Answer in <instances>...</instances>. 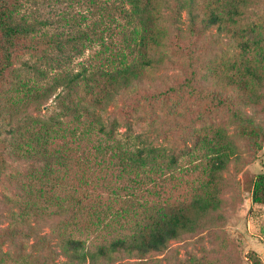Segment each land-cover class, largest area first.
<instances>
[{"label":"trees","instance_id":"16d2710c","mask_svg":"<svg viewBox=\"0 0 264 264\" xmlns=\"http://www.w3.org/2000/svg\"><path fill=\"white\" fill-rule=\"evenodd\" d=\"M47 1L0 0V119L7 128L0 138V183L8 157L29 162L24 176L10 179L19 187L21 214L0 231V244L33 234L36 250L38 244L46 250L39 264H158L146 256L195 232L219 207L217 183L238 151L222 129L204 124L210 106L188 114L186 95L222 105L231 100L223 91L248 93L264 82V31L238 25L253 0H210L202 17L185 0H70L84 6L85 25L65 39L44 32L47 20L32 9ZM212 26L230 35L239 51L209 70L215 93L203 94L200 56ZM68 44L91 52L74 67L56 58ZM20 56L26 57L17 67ZM175 58L182 59L181 78L159 86L148 71L167 69ZM124 93L139 95L171 119L183 133L184 149L128 133L132 113L105 120L102 114ZM49 100L51 111L34 116ZM136 120L155 121L146 115ZM241 133L261 146L260 131L243 127ZM184 156L192 160L185 163ZM251 201L264 205V172L252 179ZM40 223L49 231L37 234ZM181 264L202 263L192 258Z\"/></svg>","mask_w":264,"mask_h":264},{"label":"rangeland","instance_id":"374dc122","mask_svg":"<svg viewBox=\"0 0 264 264\" xmlns=\"http://www.w3.org/2000/svg\"><path fill=\"white\" fill-rule=\"evenodd\" d=\"M185 1L198 7L200 17L209 10L207 5L210 0ZM32 9L36 10L42 19L47 20V26L42 29L44 32L58 33L63 39L70 37L85 25L82 18L85 8L77 2L49 0L40 5H33ZM164 14L167 15L168 11H164ZM186 18L187 14L184 10L179 20L181 23L179 26L182 28L187 24ZM238 25L240 27L260 26V29L264 31V0H253L240 16ZM204 40L206 50L200 56L203 62L201 69L203 78L200 77L199 86L203 94H214V88L211 85L213 79L209 76V70L217 69L223 63L235 58L239 48L230 35L218 33L215 26L206 30ZM75 48L79 47L68 44L63 47L62 52L56 53V58H60L63 62L71 61V65L75 67L91 52L90 49H84V52L80 53V50L75 51ZM167 54H169L168 51ZM25 57H19L17 67L21 66L20 61ZM181 60L175 58L177 62L168 66L167 69H150L148 75L159 86L162 85L159 84L162 81H167V84L172 76L171 81L180 79L178 63ZM199 63V61L196 62V64ZM223 92V96L231 100L222 105L213 104L209 99H202L200 96L197 98L186 95L185 101L190 116L200 114L210 106L212 112L205 114L204 119L206 127L222 129L238 145L237 153L230 156L227 167L222 171L217 183L219 207L203 216L201 227L195 232L183 234L171 240L165 250L152 252L146 256L149 260L157 261L158 264H181L192 258L202 264H252L256 259L264 264V205L254 204L251 201L252 179L256 174L264 172V139L257 138L261 144L258 147L254 145L256 139L254 136L241 133L244 127L247 131L255 129L264 135V82L248 93L229 90ZM52 107L53 102L49 100L46 110L33 115L38 117L47 115ZM125 113L133 114V124L128 133L133 136L139 135L144 142L156 146L160 145L167 149L175 147L176 152L184 149L183 133L181 134L176 126H172L171 119L168 120L161 110L155 108V105L150 110L146 102L139 100V95L121 94L102 116L105 120L111 121L114 117L121 118L120 115ZM177 114L174 116L177 117ZM145 115L155 119L152 125L136 120ZM6 129L5 120L1 118L0 138L6 136ZM119 131L123 133L124 128H119ZM192 142L188 141L185 146L189 147ZM190 160L192 159L189 156L183 157L185 163ZM7 161L8 167L2 174V183H0V231L7 224L20 218L22 197L15 180L10 182V179L24 176L29 165V162L15 161L10 157ZM32 222L34 220L30 221ZM34 228L40 235L48 232L50 226L40 223ZM24 230L28 231L27 228ZM27 235L8 239L0 244V264H19L20 262V264H28L31 260L34 264L40 263L46 250L38 244L41 251H37L34 246L36 237L33 234ZM55 249L58 248L55 247ZM125 261L126 259H123L118 262L121 264Z\"/></svg>","mask_w":264,"mask_h":264}]
</instances>
